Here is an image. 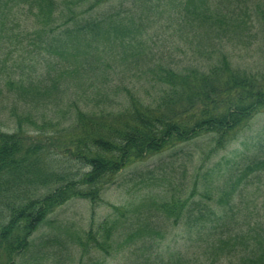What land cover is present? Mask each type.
<instances>
[{"label":"trees","instance_id":"trees-1","mask_svg":"<svg viewBox=\"0 0 264 264\" xmlns=\"http://www.w3.org/2000/svg\"><path fill=\"white\" fill-rule=\"evenodd\" d=\"M127 1L130 8L111 11V0H0V68L10 64L12 74L0 77L6 264L30 248L33 233L58 207L72 199L98 202L109 179L130 163L203 135L216 153L264 111V71L233 67L221 48L247 6L242 0H228L237 10L219 0L213 10L210 0H155L177 2L180 25L197 24L194 38L198 24L209 33L207 58L196 51L183 66L139 18V2L149 0ZM260 18L264 26V12ZM3 114L14 121L13 131L4 129ZM257 147L248 164L226 176L223 211L192 199L182 206L199 250L215 251L212 264L229 257L233 264H264V223L251 219L243 200L248 185L264 183V144Z\"/></svg>","mask_w":264,"mask_h":264},{"label":"rangeland","instance_id":"rangeland-1","mask_svg":"<svg viewBox=\"0 0 264 264\" xmlns=\"http://www.w3.org/2000/svg\"><path fill=\"white\" fill-rule=\"evenodd\" d=\"M111 2V11L118 6H132L127 0ZM154 2H139V18L155 41L170 45L173 62L183 66L181 62L188 63L196 51L207 58L209 53L204 47L211 41L205 39L209 34L205 27L198 24L194 38L197 24L185 28L180 25L175 16L177 2ZM232 2L219 0L221 6L235 8ZM210 4L209 9L213 10L218 1L210 0ZM156 5L158 10L146 11ZM241 5L247 6L237 14L228 39L221 40L218 33L215 37L220 39L216 41H222V52L228 54L233 67L260 73L264 71V26L260 18L264 0H242ZM9 65L0 68V77L12 75ZM23 73L28 74L29 70ZM1 118L4 129L13 131L15 124L9 115ZM260 142L264 144V111L257 113L226 148L216 153L203 135L132 162L109 179L98 202L72 199L51 213L31 236L30 248L15 256L14 264H212L210 258L215 251L204 254L199 250L198 235L188 226L182 206L192 199L202 207L209 205L223 211L219 200L226 176L248 164L257 154ZM245 194L243 200L251 219L264 223V183L248 185ZM111 225L117 226L108 238L105 232ZM234 259L224 258L215 264H233ZM0 264H6L4 256H0Z\"/></svg>","mask_w":264,"mask_h":264}]
</instances>
